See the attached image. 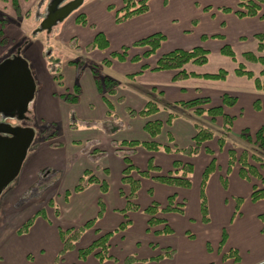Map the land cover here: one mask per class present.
<instances>
[{
    "label": "crops",
    "instance_id": "obj_1",
    "mask_svg": "<svg viewBox=\"0 0 264 264\" xmlns=\"http://www.w3.org/2000/svg\"><path fill=\"white\" fill-rule=\"evenodd\" d=\"M36 1L38 0H18L19 16L29 12L30 17L31 11L36 8ZM227 1H230L228 3L232 7L236 3V0H148V10L145 13L123 23H117L114 17H110L107 20L110 26L103 25L92 21L90 14L85 11L89 25L81 28L75 25L79 14L77 11L67 21L68 15L51 26L55 27L53 45L56 49L60 45H68L70 52L79 47L83 53L81 57L86 61L84 65L78 59L62 61L58 71L51 66L47 69L45 64L39 66L36 81L40 87L37 89L36 86L29 100L35 102L32 113L39 123L45 119L55 124L61 123L63 127L51 140L40 137L34 142L33 133L20 171L15 177L16 183L11 186L12 191L2 197V204L7 206L8 219L5 226H13L15 230L21 218L26 216V210L32 212L44 206L48 214L47 219L35 218L26 233L12 237L0 235V264H124V258L129 255L136 258L130 264H264V232L259 219V215L264 213V199L251 200L253 186L260 187L262 183L254 176L250 180L240 176L238 162L231 168L228 164L230 149H234L237 157L246 151L249 154L248 161L264 176V156L261 165L250 157L253 152H264L255 141V133L264 126V107H254L256 100L264 102V90L256 88L253 78L234 72L237 64L242 63L255 75H259L261 64L245 60L242 54L250 51L259 55L254 35L264 32V17H237L231 13L223 20H215L203 8L206 3L221 6ZM262 12L264 0L261 4L260 13ZM1 13L10 15H7L9 18L7 17L8 21L3 28L4 36L9 37L12 43L18 41L17 45L20 42L19 46L22 45V51L27 55V46L35 42V51L40 54V39L19 40L20 32L25 33V30L23 26H14L13 19L10 18L16 17L17 12L9 2L0 1ZM150 13L155 14L156 21H151H158V27H152V22L147 17ZM38 15L33 17L35 22V19H40ZM66 25L70 27V36L67 38L62 37V30ZM112 29L116 30L115 34ZM97 31L105 35L108 47L102 52L97 49L85 51V45L93 40ZM153 31H161L167 39L162 43V51L150 61L144 57V61H132L129 53L125 60H112L108 65L102 64L105 57L109 58L110 52L119 51L123 45H128L124 40L133 43ZM121 34L126 38L119 37ZM218 34L223 38H213ZM70 37L75 38L74 44ZM224 44L231 46L236 59L221 52ZM198 45L208 51L207 62L203 65L189 64L187 69L199 74L225 69L228 74L224 78L190 76L173 79L174 70L152 69L161 54L175 48L191 49ZM132 49L136 50L131 48L130 52ZM136 53L140 55L141 52ZM94 63L98 65L101 75L109 76L118 83L114 94H106L112 105L111 110L96 87L91 72V65ZM143 64L149 67L142 68ZM75 84L79 87L78 100L74 103L65 101L61 95L73 91ZM225 93L236 98L234 104L223 103ZM197 97L210 99V103L204 105V108L220 106L223 113L232 119L230 127L225 129L222 116L212 119L207 113L196 114L192 109L179 105V102ZM150 99L157 101L160 108L158 112L147 118L129 114V108L138 111ZM169 113L176 116L167 124ZM71 116L81 122L76 129L71 127ZM150 118H158L163 122L157 141L164 145L169 143L171 148L191 145L196 133V123L210 128L214 137L206 141L201 150L192 156L174 150L160 149L151 152L141 146L134 148L131 160L141 170L146 169L150 157L163 174L173 170L174 161L191 163V186L174 187L151 177L141 178L135 199L139 209L127 212L130 220L128 226L123 231H117L120 223L125 220L121 210L125 208L124 195L129 188L121 182L124 161L116 152L114 143L121 140H148L149 135L143 127ZM103 123L110 124L111 128L102 126ZM244 130L248 132V137L242 135ZM220 137L223 138L222 146L219 145ZM205 148L210 149L212 154L206 152ZM212 159L215 160V168L205 186L209 220L204 222L200 210V182L203 171ZM86 170L97 181L87 182L82 190L74 191ZM87 178L84 176V180ZM101 181L107 184L104 193L101 192ZM37 187L42 190H36ZM172 194L176 195L177 203H183L182 211L158 213V217L166 221L172 232L156 234L153 229L148 230L149 216L143 210L152 201L165 207L167 198ZM2 195L1 191L0 198ZM99 198L103 201L101 211ZM237 198L241 199L238 210ZM49 201L52 203L49 204ZM55 208H58L57 213ZM92 219L93 225L83 231L76 247L88 245L98 233L114 231L109 239V253L115 259L99 261L90 255L79 261L77 249L66 251L60 256L62 243L59 227H78ZM155 228L161 230L163 224ZM223 231L225 239L221 242ZM231 249L238 252V261L232 257H223ZM165 251H171V254L168 255ZM163 253L162 259L155 260L156 256Z\"/></svg>",
    "mask_w": 264,
    "mask_h": 264
},
{
    "label": "trees",
    "instance_id": "obj_2",
    "mask_svg": "<svg viewBox=\"0 0 264 264\" xmlns=\"http://www.w3.org/2000/svg\"><path fill=\"white\" fill-rule=\"evenodd\" d=\"M3 2H9L14 11L20 15V7L18 0H0ZM261 0H238L237 1V9L234 10V13L238 17H245V16H256L260 15L264 17V12L260 13L261 11ZM148 10V0H123V5L117 11H124V13L120 16L118 13L115 15V22L119 23L126 18L141 14ZM8 19L5 16H0V39L1 42H4V33L3 28L7 23ZM76 21L81 24H88L86 16L84 13H79L76 17ZM165 35L161 32H155L143 38H140L134 41L130 46L123 45L119 51H112L109 53L111 57L117 58L118 60H125L127 58V51L130 47L139 46L145 47L141 56L148 57L153 54L161 45V43L165 40ZM255 39L258 42L257 51L259 55L254 54L253 52H244L242 54L243 58L247 61L258 62L261 64L262 69L259 72V75H255L251 70L247 69L246 66L242 63H238L237 67L235 68V74L237 75H245L249 78L254 79V83L257 89L264 90V32L256 33L254 35ZM108 47V40L105 35L101 31H97L94 35V38L91 42L85 45V51H92L96 48L105 49ZM221 52L227 56H230L232 59L235 58V53L230 45L224 44L221 47ZM141 56L139 54L132 55L130 58L132 61H138ZM208 58V51L204 49L202 46H194L191 49H181L175 48L168 52L161 54L155 63V66L152 69L155 70H174L173 79H184L190 76H202L205 78L210 79H222L224 78L228 72L225 69H219L215 73H196L193 70L187 69V65H203L207 62ZM111 61L105 57L102 60V64L108 65ZM149 66L146 64L142 65V68H148ZM91 72L94 77V81L96 84L97 89L103 96V100L106 106L111 110L112 105L109 102L106 94H114L116 91L117 81L109 76H103L99 72V68L97 64L91 65ZM79 96V87L78 84L74 85L73 91L65 93L61 95V97L67 101L74 103L78 100ZM223 103L225 105H232L234 104L236 98L229 95H223ZM210 99L208 97H197L192 100L179 102V105L192 109L193 112L196 114L207 113L214 119L216 116H222L224 120L225 129L230 127V123L232 121L231 117L225 115L223 110L220 106H211L208 108H204V105L209 104ZM255 108L264 107V102H260L256 100L254 102ZM158 103L155 99L148 100L143 108L138 111H134L132 109H128L129 114L131 115H139L141 117L147 118L156 112L159 111ZM176 116L174 113H169L166 123L170 124L171 120ZM74 118H71V120ZM162 121L158 119H148L144 123V130L149 135V139L146 141H138V140H121L116 141L115 148L116 152L122 157L124 161V167L121 173V182L126 184L129 188L128 193H126V205L125 208L121 210V213L124 215L125 220L120 223L117 231H123L129 224L130 220L128 219L127 212L135 211L139 209V206L135 202L138 190L140 188V179L141 178H148L151 177L153 180L169 184L174 187H183L189 188L191 186V178L190 175L193 170V166L189 162H179L174 161L173 163V170L163 174L158 165H156L150 157L148 159L147 167L144 170H141L131 160V154L134 151V148L141 146L148 151H157L163 149L164 151H178L184 155L192 156L199 152L202 145L206 142L211 140L214 137V132L207 127H204L200 124H194L196 133L192 137V144L185 147V148H177L173 146L171 148L169 145L160 144L156 137L161 132ZM243 136L248 137V132L244 130L242 132ZM255 141L258 144V148L264 149V126L261 127L255 133ZM223 144V138H219V145ZM206 149V148H205ZM229 155V168L235 163L238 162L240 164L239 174L243 178L250 180L252 176L257 177L262 186L258 187L256 185L253 186L251 192V200L257 201L260 199H264V176H262L258 168L248 161V153L243 151L239 157H237L236 152L234 149H230L228 151ZM250 157L258 162L260 165L263 163V157L257 153H251ZM215 168V160L209 163V165L205 168L202 173L201 182H200V210H201V217L204 222L209 220L208 214V207H207V200L205 196V185L209 178L210 173ZM136 173V176L134 175ZM84 176H87V180H84ZM223 179V183H224ZM97 181L94 175H91L89 171H84L83 177L80 179L79 183L74 187V191H80L85 187L87 182ZM101 192L104 193L107 190V184L105 181L100 182ZM122 191V190H121ZM68 192V191H66ZM123 193V191L121 192ZM124 194V193H123ZM237 201V209L238 205L241 202L240 198L236 199ZM52 202L49 201V204ZM100 211L103 209V201L101 198L98 200ZM183 207V203L176 202L175 194L170 195L167 198V205L165 207H161L160 204L156 201H152L151 204L146 207L143 211L149 216L147 220L148 230L153 229L154 233L156 234H169L172 232L171 227L166 223V221L162 218L158 217L159 212H169V211H177L181 212ZM42 208L38 209L36 215L29 217L22 226L18 229V233H26L29 227L32 225L35 217L39 214L42 215ZM58 212V208H55V213ZM34 218V219H33ZM259 219L262 223V231L264 232V213L259 215ZM94 220H88L82 226L78 227H67V228H60L59 227V237L62 243V247L59 251V255H63L66 251L77 249V256L81 260H85L88 256L93 255L97 260L103 261L104 259H115V257L109 253V239L112 236L113 232H105V233H98L96 238H94L88 245L84 247L77 248L76 243L79 240L80 236L82 235L83 231L86 228H89L93 225ZM163 224V228L161 230H157L155 227L158 225ZM225 239V232L222 233V241ZM166 252V251H165ZM166 253L171 254V251H167ZM164 256L160 254L155 257V260L162 259ZM224 258L232 257L235 261L239 260V254L236 250H229V252L223 254ZM135 257L133 255H129L124 258V264H130L131 262L135 261Z\"/></svg>",
    "mask_w": 264,
    "mask_h": 264
},
{
    "label": "rangeland",
    "instance_id": "obj_3",
    "mask_svg": "<svg viewBox=\"0 0 264 264\" xmlns=\"http://www.w3.org/2000/svg\"><path fill=\"white\" fill-rule=\"evenodd\" d=\"M69 1L70 0H38V1H36L37 4H36V8H34L35 10L31 11L30 17L28 15L29 12L28 13L26 12V13H23L21 16H19V14H17L16 17L14 16V17L10 18V19H13L12 22H13L14 26L15 25L16 26H18V25L23 26L22 28L25 30V33H21L20 32V35H21L20 38H19L20 41H26V40L30 41V40H36V39H40L42 41L40 54L35 51V48H34V46L36 45L35 42L30 43L27 46L26 49H28V52H29V55H27V54H25L26 52L22 51V45L19 46L20 42L18 43V45L16 43L18 41H16V42L14 41L12 43V41L7 36H4V38H5L4 42H1V39H0V64L5 62L7 60V58H9L8 60H10V59H14V58L20 57L23 60H25L27 62V64H28V68H29V71L31 73V76L35 80V88L37 86V89H39V87H40L38 85V81H36V80H38L37 72L39 70V66L40 65L42 66V65L45 64L47 66V69L50 68V66H51V67H54L56 71H58V70H60L59 63L62 62V61H65V60H69V59L77 60L78 59L77 61L80 64H82V65L85 64L86 60L83 57H81L83 53L81 52V50H79V47L77 49H73L70 52L68 51V45H62V46L60 45L59 49H56L55 45H53L54 39H55L54 36H53L54 31H55V27L53 26L50 29H43L41 27V23L46 18V15H47L46 11H48L49 6L52 4V2L58 4L57 8H59L61 5H64L65 3L69 2ZM237 1L238 0H236V3H235V5L233 7L231 5H229L230 3H228V2H230V1H227L226 3H222L223 5H221V6L212 5V4L209 5L208 3H206L203 8L205 10H207V12H210V14L212 15L211 17L213 19H215V20H218V19L223 20L226 17H228L227 16L228 14H231V13L235 14L234 10L237 9ZM260 4H263V0H261ZM122 5H123V0H82L80 6L77 9L73 10L67 16L66 21L68 19H70V17L74 13H76L77 11H78V13H84V15L86 16V19H87V14L85 13V11H86V12H88L90 14V18H92L91 19L92 21H97V22H99V23H101L103 25L110 26L108 24V22H107L108 18H110V17H114L115 18L116 13H118L121 16L124 13V11L123 12L122 11H117V9H120V7ZM3 8L5 9L6 6H4ZM81 10H82V12H81ZM198 11L201 12L200 9ZM145 12H143V13H145ZM37 14L40 15V19H38V18L35 19L36 20V22H35L33 20L34 19L33 17H34V15L36 16ZM7 15L10 16L9 14H7ZM7 15L2 14V13L0 14V16H5L6 18L8 17ZM150 15H151V13L148 14V16H147L148 19L150 21H151V19L156 21L157 18L155 16V14H152L151 16ZM134 16H137V15L130 16V17L126 18L125 20L119 22V23H123V22L129 20L130 18H132ZM87 21H88V19H87ZM29 23H32V25H29ZM76 23L77 24H75V25L78 26V27H81V28H85V27H87V25H89V24H81V23H79L77 21H76ZM88 23H89V21H88ZM158 26H159V22L158 21H157V23H153L152 22V27H158ZM90 29L93 30V28H91V27H90ZM112 30H114V29H112ZM115 31L116 30L113 31L114 34H115ZM155 32H161V31H153L150 34L155 33ZM69 33H70V27H68V25L64 26V28L62 30V37L67 38L68 36H70ZM150 34L148 33V35H150ZM148 35H146V36H148ZM119 37H121L123 39L126 38L123 34L119 35ZM213 38L221 39V38H223V36L221 34H218V35L213 36ZM166 39H167V37H165L164 41H166ZM74 40H75V38L72 37L71 38V43L72 44H74ZM77 40H78V38H77ZM124 41L128 42L127 43L128 46H130L132 44L131 43L132 41H130V40H128V41L124 40ZM162 43L159 46V48L153 54H151L148 57H144V58H148V60H149L154 55L159 53V51L161 52L162 51L161 50ZM11 45H14V46H11ZM71 46H73V45H71ZM75 46H77L76 42H75ZM131 48H134L136 50L132 49L131 52H130ZM96 49L99 50L100 52L106 50V48H105V50L104 49H99V48H96ZM144 49H145V47H139V46L130 47L128 49V51H127V57L129 56V53L131 55H135V54H137L136 52H141L140 53V56H141L143 51H144ZM144 58H143V56H141V58L138 61L139 62L140 61H144ZM108 59L110 61H112V60H117L118 61L117 58L111 57L110 55H109ZM34 105H35L34 101L33 102L29 101L28 102V107L26 108L25 111H22L19 108H14V109H12V110H10L8 112H0V124L9 125L11 127H24V128L27 127V128L32 129V131L34 132V142L37 141L40 137L43 138V139H47V140H51V139L55 138L56 137L55 134H58L60 129L63 127L62 124L61 123L60 124L59 123L55 124V123H53L51 121H47L45 119H42L40 121V123H39V121L37 120L36 115L32 113ZM71 118H72V116H71ZM73 118L74 119H72L73 121H72L71 127L76 129V127L80 126L81 122H78L75 116H73ZM155 119H158V118H155ZM102 126H106V127H108V129L111 128L110 124L103 123ZM162 127H163V124H162ZM162 127H161V131H162ZM49 134H51V135L49 136ZM168 138H169V136H168ZM156 140H157V137H156ZM167 145L170 146L169 143ZM221 146H222V144H221ZM261 149L262 148H260V150ZM205 151L212 154V152L208 148H206ZM259 155L264 156V152H262V150L259 151ZM191 176H192V174H191ZM15 183H16L15 178L12 179L11 181H9L3 187V189H2L3 195L0 198V235L1 236L3 235L4 237H12L15 234L16 235L19 234L18 233V229L22 226V224L29 217L36 215V212H37V210L32 211V212H29V210H26L28 212L26 213V216L24 218H21V221H20V223H19V225H18L16 230L14 229L13 226H5V222L8 219V216L6 214L7 213V211H6L7 210L6 209L7 206H6V204H4V205L2 204V197L3 196L5 197L6 195L9 194L10 191H12L11 190V186H14ZM40 188L41 187H39V188L37 187L36 190H39ZM41 190H42V188H41ZM26 195H27V193L24 194V197H26ZM41 208L43 210L42 211V215L38 214L35 218L43 217V218L47 219L48 210H45L44 206H41L39 209H41ZM46 211H47V213H46ZM1 250H2V248H0V262H2V259H1L2 252H1ZM79 261H81V259H79Z\"/></svg>",
    "mask_w": 264,
    "mask_h": 264
},
{
    "label": "water",
    "instance_id": "obj_4",
    "mask_svg": "<svg viewBox=\"0 0 264 264\" xmlns=\"http://www.w3.org/2000/svg\"><path fill=\"white\" fill-rule=\"evenodd\" d=\"M81 1L70 0L59 8L58 4L52 2L41 27L50 29L55 22L77 9ZM34 90V79L23 59L17 57L0 64V112H8L14 108L25 111ZM0 133L13 134L12 138L0 137L1 193L3 187L18 175L34 132L30 128L0 124Z\"/></svg>",
    "mask_w": 264,
    "mask_h": 264
},
{
    "label": "flooded vegetation",
    "instance_id": "obj_5",
    "mask_svg": "<svg viewBox=\"0 0 264 264\" xmlns=\"http://www.w3.org/2000/svg\"><path fill=\"white\" fill-rule=\"evenodd\" d=\"M0 137L2 138H12L13 134L10 133H0ZM17 151V148H15V152Z\"/></svg>",
    "mask_w": 264,
    "mask_h": 264
}]
</instances>
